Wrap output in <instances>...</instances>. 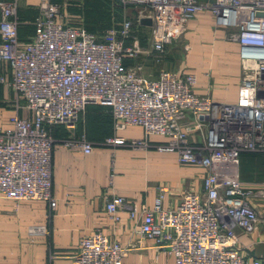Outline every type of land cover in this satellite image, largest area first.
<instances>
[{"label":"built area","instance_id":"1","mask_svg":"<svg viewBox=\"0 0 264 264\" xmlns=\"http://www.w3.org/2000/svg\"><path fill=\"white\" fill-rule=\"evenodd\" d=\"M66 2L37 0L32 37L20 42L16 1L0 0V86L11 92L15 112L0 126V199L42 202L53 210L50 128L72 134L85 108L99 106L111 118L112 135L104 144L151 147L203 172L200 190L182 192L173 206L163 205L169 189L162 185L150 207L110 197L104 211L111 222H118L122 210L129 219L138 217V237L173 264H264L243 254L235 234L250 237L264 226V182L255 186L238 178L240 153L264 156V16L258 15L264 14V0H113L148 23V51L140 48L129 20L99 37L69 25L61 14ZM199 13H208L239 48L241 77L231 103L196 95L192 74L160 71L149 79L141 65L126 63L141 54H162ZM21 110L28 117H19ZM186 115L190 121L183 126ZM127 127L140 128L142 138L119 137ZM150 137L165 141L150 145ZM60 141L83 155L92 152L82 134ZM128 250L93 232L80 239L69 264H122Z\"/></svg>","mask_w":264,"mask_h":264},{"label":"crops","instance_id":"2","mask_svg":"<svg viewBox=\"0 0 264 264\" xmlns=\"http://www.w3.org/2000/svg\"><path fill=\"white\" fill-rule=\"evenodd\" d=\"M15 1L18 36L28 39L30 30L25 26L32 27L37 0ZM226 36L227 32L215 27L208 13H199L185 25L182 34L186 43L182 49L186 52L185 60L174 66H164L161 59L149 60L142 64V73L149 79L157 77L159 68L166 72L192 74L196 95L208 96L215 102L231 103L241 72L239 48L227 41ZM199 58H203L201 65L204 70L200 73ZM193 59L197 61L198 68L190 67ZM1 90L12 97L10 91L2 87ZM92 111L86 114L87 110H84L78 118L82 121L88 115L96 117L90 114ZM14 113L6 114L3 126L8 124ZM17 115L28 117L24 110ZM189 121L190 116L186 115L182 125L186 126ZM78 132L82 133L80 129L72 134L67 132L69 135L64 139L77 136ZM117 135L125 140L141 139L142 130L127 127ZM55 139L50 154V193L55 206L50 211L42 202L15 205L0 199V264H69L80 239L93 232L129 248L122 264H173L172 258L160 250L148 248L150 243L138 237V217L129 219L126 211L122 210L117 214L118 222L113 223L104 211V204L110 197L119 196L127 206L150 207L156 187L162 185L169 189L163 205L173 206L182 192L200 190L202 170L178 165L173 154L156 152L153 148L130 149L89 140L92 152L83 155L78 149L61 144L62 139ZM189 139L198 141L199 138L197 134H191ZM164 141L159 137L148 138L150 144ZM238 178L242 183L260 186L264 180V157L242 155L238 162ZM259 216H264L263 206L259 208ZM235 234L238 247L248 259H264L262 224L250 237L238 230Z\"/></svg>","mask_w":264,"mask_h":264},{"label":"rangeland","instance_id":"3","mask_svg":"<svg viewBox=\"0 0 264 264\" xmlns=\"http://www.w3.org/2000/svg\"><path fill=\"white\" fill-rule=\"evenodd\" d=\"M111 2H112L111 0H67L66 6L65 8L62 9L61 14L69 25L73 27H81L84 30H87L90 34H92L95 37L101 36L103 34L102 32L106 29L117 27L121 23L122 20H129L137 28L136 33H137L140 48L143 51H148L149 36H150V27L148 23L140 21V20L138 21L136 14L132 12V9H133L132 7L122 8V10L117 11L116 9H114L113 4ZM75 10L76 11L78 10V12H76ZM25 27L27 29V27H30V26L26 25ZM182 34L179 37L173 39L169 44H167L164 47L162 54L160 55L153 54V53L152 54H141L133 58L132 60H129L128 65L139 64L142 66V64L146 63L149 60H158V59L159 61L161 59V62L164 63V66L165 65L174 66L177 63L180 64L181 62H183L182 60H185V57H186L185 56L186 52L182 50L183 46L186 44L182 40ZM195 59H193L190 67L198 68V63ZM201 59L203 58H199V73L204 71L201 65L203 60ZM161 62H159V64ZM158 66L160 67V65ZM160 71H164V70L162 69L160 70L159 68L158 73ZM12 112H14L13 99L7 93L5 95L3 90H1L0 126H3L2 124L6 122V114L8 113L12 114ZM90 114H95L96 118L97 116H99L97 119L108 118L105 110L102 111L101 114H98V111L96 112L92 111V113ZM89 116L91 117V115ZM87 121H88L87 119H83L82 121H79L80 125L82 126L77 125V127H75V130L80 129V131L82 133L84 132L86 135L90 131L95 130L96 132H98L97 129L99 128H95V127H98L97 126L98 124L88 123ZM50 135H51V131H50ZM111 135H112V130H111L110 135L104 136L103 138L98 139V140L95 138V139H92L91 141L97 144L98 143L101 144V143H104V140L109 138ZM53 140L55 144L56 139L53 138ZM150 145H154V144H150ZM262 182H264V180Z\"/></svg>","mask_w":264,"mask_h":264},{"label":"trees","instance_id":"4","mask_svg":"<svg viewBox=\"0 0 264 264\" xmlns=\"http://www.w3.org/2000/svg\"><path fill=\"white\" fill-rule=\"evenodd\" d=\"M112 2V4H113V7H114V9H116L117 11H120V10H122V8L120 7V6H118V5H116L114 2H113V0H111ZM76 11V10H75ZM76 12H78V10L76 11ZM133 12V11H132ZM134 13V12H133ZM37 15V10H36V13H35V15H34V17H33V19H32V22H33V20H34V18H35V16ZM29 28V30H30V34H29V36H28V39H22L21 37H20V35L18 36V27H17V38H18V41H20V42H27L31 37H32V34H33V27H28ZM107 30V29H106ZM106 30H104L103 32H105ZM87 31V30H86ZM88 32V31H87ZM102 32V33H103ZM27 33H28V31H27ZM0 95H1V86H0ZM87 110V113L86 114H88V112H91V110H93L94 112H96V111H98V114H101V112L102 111H106V113H107V116H108V118H102V119H97L96 117H93V116H87V117H85V119H87L88 121V123H96V124H98L97 126L98 127H95V128H99V129H97V131L98 132H96L95 130L94 131H90V132H86L87 133V135L83 132V133H79L78 132V134H77V136L78 135H83L84 137H85V139L86 140H92V139H101V138H103L104 136H107V135H110V132H111V118H110V114H109V112H108V110L107 109H105V108H103V107H99V106H87L86 108H85V111ZM80 118V117H79ZM78 118V121H77V125H79L80 126V124H79V121H80V119ZM76 125V126H77ZM50 130H51V135H52V137L53 138H57V139H64V138H67L68 137V133H67V131H65L61 126H53V127H51L50 128ZM93 133V134H92ZM95 134V135H94ZM260 155V156H263V155H261V154H253V153H240L239 155H238V162L240 161V157L242 156V155ZM264 157V156H263Z\"/></svg>","mask_w":264,"mask_h":264},{"label":"water","instance_id":"5","mask_svg":"<svg viewBox=\"0 0 264 264\" xmlns=\"http://www.w3.org/2000/svg\"><path fill=\"white\" fill-rule=\"evenodd\" d=\"M258 15L264 16V14H262V13H259Z\"/></svg>","mask_w":264,"mask_h":264}]
</instances>
